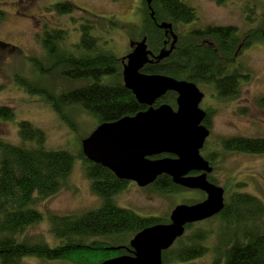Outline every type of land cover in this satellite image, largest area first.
Segmentation results:
<instances>
[{
	"label": "trees",
	"instance_id": "1",
	"mask_svg": "<svg viewBox=\"0 0 264 264\" xmlns=\"http://www.w3.org/2000/svg\"><path fill=\"white\" fill-rule=\"evenodd\" d=\"M215 1L224 4L227 0ZM52 8L62 17L76 12L71 2H61ZM197 19V11L184 0H152L151 8L146 5L142 13V34L147 38L149 49L158 54L169 46L166 32L160 27L162 24H170L175 29L176 25L191 24ZM5 20L6 13L0 9V23ZM91 30L89 24L81 26L79 42L73 51L63 47L67 40L63 31H45L40 43L50 67L34 57H24L39 75H33L37 77L34 79L14 72L12 78L25 93L45 99L59 119L75 133L80 124L74 115L79 113L95 121L97 127L147 109L123 85V60L102 50ZM188 36L190 38L178 45L183 49L178 51L176 47L168 59L146 65L142 72L169 76L197 86L214 84L220 98H235L236 73L232 71L226 76L224 70L226 66L234 69L241 54L259 43L261 35L256 30L241 34L236 27L207 26ZM7 50L13 53L8 55ZM1 54L22 57L19 48L2 41ZM239 70L246 82L249 75L241 66ZM54 71L59 74L60 81L85 84L55 93L51 83ZM176 99L177 94L169 92L155 106L165 103L176 107ZM259 106L264 108V100ZM15 118L11 108L0 106V122L13 123ZM18 129L21 146L0 138V264H20L28 258L68 264H103L117 256L132 255L130 242L137 233L157 224H168V216L143 218L117 205V196L124 192L128 182L86 159L81 149L83 138L77 157L83 163L91 193L101 201L100 206L81 214L50 215V232L58 242L54 246L41 237H24L31 227L43 222L37 202L69 188L76 157L63 150L48 149L46 134L29 122L19 123ZM220 146L229 153L264 155V138L222 139ZM203 157L214 168L213 162L218 160L215 154ZM208 179L217 184L212 175ZM152 187L164 195L187 191L165 175ZM231 195L225 199V208L220 214L186 226L184 236L163 252L164 264L200 259L210 251V243L214 252L211 264H264V204L246 193ZM210 223L214 224L201 226Z\"/></svg>",
	"mask_w": 264,
	"mask_h": 264
},
{
	"label": "rangeland",
	"instance_id": "2",
	"mask_svg": "<svg viewBox=\"0 0 264 264\" xmlns=\"http://www.w3.org/2000/svg\"><path fill=\"white\" fill-rule=\"evenodd\" d=\"M185 1L197 11L198 19L188 26L176 25L174 31L171 26L173 33L181 36L180 43L183 39L190 38L187 32L198 31L207 26L236 27L241 34L256 30L261 35L259 43L244 51L238 59L245 74L249 75L240 93L232 99H219L210 108L215 114L214 132L208 137L201 153L203 156L215 154L218 158L213 162L215 169L213 168L208 178L212 175L217 181V184H212L224 189V204L225 199L235 193L249 194L264 204V155L229 153L220 146L222 139L264 138V108L259 106V97L264 95V0H227L224 4H219L215 0ZM61 2L73 3L76 6V12L64 17L58 15L52 7ZM151 3L152 0L150 3L149 0H0V9L6 13V20L0 23V41L19 48L22 54L20 58L11 57L8 55L13 51L7 50L8 55H0V85L3 87L0 89V106L11 108L16 116L13 123L0 122V138L12 145L21 146L18 124L29 122L46 134L48 149L63 150L76 157L69 179V188L49 199L37 202V210L42 214L43 222L31 227L24 237H41L54 246L58 242L50 232L48 220L50 215L81 214L100 206L101 201L91 193L83 163L77 157L81 139L88 137V134L95 130L96 123L88 116L79 113L74 116L80 127L78 133L73 132L59 119L45 99L39 95H29L16 86L12 79L13 73L18 72L24 77L37 78L35 76L39 73L34 71L24 57H34L43 62L44 66L50 67V62L40 43L44 28L55 27L63 31L67 35L63 47L73 51L76 50L79 42L81 26L87 24L92 26L91 35L98 39L99 47L122 59L124 65L126 56L133 51L136 44L144 39L147 42V38L142 34V13L146 5L149 9L151 8ZM152 14L153 12H151L153 18ZM162 29L167 36L168 32L171 33L165 27ZM169 48L170 46H167L165 49ZM148 50L151 51L149 47ZM163 50H160L158 54L152 51L151 53L156 57ZM150 59L153 60V57ZM154 63L159 62L151 61L147 65ZM57 80V85L54 87L53 84ZM51 83L55 93L73 90L85 84L60 81L57 71L52 73ZM198 88L202 93L208 94L203 105L201 103L204 107L205 103L211 101L210 96L215 92L207 84H200ZM173 108L176 109V107ZM157 157L160 159L168 156ZM185 190L187 191L164 195L152 186L140 188L131 182L124 192L117 196L116 203L119 207L132 210L143 218H164L169 217L176 206L194 205L189 203L206 197L202 191ZM168 220L170 223V217ZM196 224L199 223L190 225ZM213 224L201 226L210 227ZM210 246L211 243L210 251L200 259L167 264H211L214 252ZM20 264L68 263L44 262L28 258Z\"/></svg>",
	"mask_w": 264,
	"mask_h": 264
},
{
	"label": "water",
	"instance_id": "3",
	"mask_svg": "<svg viewBox=\"0 0 264 264\" xmlns=\"http://www.w3.org/2000/svg\"><path fill=\"white\" fill-rule=\"evenodd\" d=\"M171 26H163L173 38L168 50L154 57L144 39L125 58L124 86L147 109L100 124L82 140L81 149L86 159L107 168L119 180L145 188L165 175L177 186L202 191L206 198L194 205L176 206L170 213V223L148 227L134 236L130 242L132 255L103 264H164L163 252L183 237L187 225L206 221L225 206V191L208 181L213 167L201 153L210 135L203 125L206 113L200 108L204 93L194 83L142 72L151 61L167 59L174 51L177 36ZM169 92L177 94L176 109L165 103L155 106ZM160 155L168 157L153 159Z\"/></svg>",
	"mask_w": 264,
	"mask_h": 264
},
{
	"label": "flooded vegetation",
	"instance_id": "4",
	"mask_svg": "<svg viewBox=\"0 0 264 264\" xmlns=\"http://www.w3.org/2000/svg\"><path fill=\"white\" fill-rule=\"evenodd\" d=\"M185 1V0H184ZM188 25H190V24H187V25H185V26H188ZM218 27H224V26H218ZM204 29V28H203ZM54 30H57V28H55V27H51V28H49V27H47V28H44L43 29V33L45 32V31H54ZM173 31H174V29H173ZM197 30H192V31H190V32H187V33H189L188 35H190L191 33H194V32H196ZM167 34H169L168 36H167V42H169V46H171V44H172V42H173V38H172V35H171V33H167ZM180 40H181V36L179 37V35L177 34V42H176V45H175V48L177 47H179L178 45L180 44ZM181 49H183L182 47H179V49H178V51H180ZM224 63L226 64L227 63V61L225 60L224 61ZM240 66H242L241 65V63H239V60H238V62H236V64H235V66H234V69H232V70H229L228 69V67L226 66V68H225V70H224V73H225V75L226 76H228V75H231L230 74V72H232V71H234L235 73H236V76L234 75V86L233 87H238V89H237V91H234V94H235V92H236V95H238L239 93H240V90H241V88L243 87V85H244V83H245V79H243L244 78V74H242V73H240V70H239V67ZM225 76V77H226ZM236 84H238V85H236ZM236 85V86H235ZM208 86H211L212 88H213V90H214V94H212L210 97H211V101L209 102H207V103H205L204 104V107L203 106H201L200 105V108L206 113V117H205V119H204V121H203V125L209 130V132H210V135H209V137L213 134V132H214V128H213V118H214V116H215V114H214V112L212 111V109H210L213 105H214V103H216V101H218L219 99H222V100H228V99H230V98H220L219 97V95H218V91H217V87H215L214 86V84H210V85H208ZM197 87H199V85L197 86ZM204 99H203V101H202V105H203V103L205 102V99L206 98H208V94H207V92L206 93H204ZM237 97V96H236ZM264 100V95H262V96H260L259 97V102H261V101H263ZM159 157H154L153 159H158ZM199 173H196V174H193V175H198ZM129 183H131V182H129L128 181V184ZM135 185H137L135 182H133ZM153 184H155V183H153ZM153 184H151V185H149V186H152ZM138 186V185H137ZM149 186H147V187H149ZM139 187V186H138ZM146 188V187H145ZM206 198V197H205ZM205 198L203 199V200H200V202H202V201H204L205 200ZM200 202H197V203H200ZM197 203H194V204H197Z\"/></svg>",
	"mask_w": 264,
	"mask_h": 264
},
{
	"label": "bare ground",
	"instance_id": "5",
	"mask_svg": "<svg viewBox=\"0 0 264 264\" xmlns=\"http://www.w3.org/2000/svg\"><path fill=\"white\" fill-rule=\"evenodd\" d=\"M120 256H117V257H114V258H112V259H110V260H113V259H116V258H119ZM109 261V260H108Z\"/></svg>",
	"mask_w": 264,
	"mask_h": 264
}]
</instances>
